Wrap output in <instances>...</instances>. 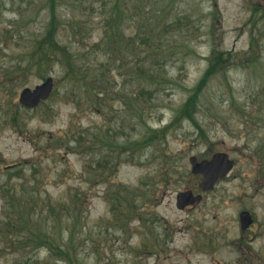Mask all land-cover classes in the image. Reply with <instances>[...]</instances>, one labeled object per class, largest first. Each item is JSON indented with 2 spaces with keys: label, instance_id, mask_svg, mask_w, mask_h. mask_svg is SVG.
<instances>
[{
  "label": "rangeland",
  "instance_id": "374dc122",
  "mask_svg": "<svg viewBox=\"0 0 264 264\" xmlns=\"http://www.w3.org/2000/svg\"><path fill=\"white\" fill-rule=\"evenodd\" d=\"M51 7L70 71L58 62L8 82L4 67L21 50L0 43V220L2 195L15 192L31 209L34 229L54 234L57 244L72 232L68 249L79 264H264V2L0 0V36L8 29L31 46L47 32ZM115 30L117 47L107 35ZM213 50L230 52L234 65L201 96L199 127L182 121L164 131ZM139 66L153 78L139 75ZM48 77L50 98L22 107V89ZM84 81L103 89L87 90ZM15 112L16 126L9 123ZM147 137L151 144L132 157V146ZM117 145L127 146L118 159ZM219 152L235 161L230 175L199 204L178 210L177 196L199 193L202 180L189 157ZM105 159L107 173L98 169ZM119 189L136 200L135 211L126 203L127 217L116 227L110 197ZM242 211L253 218L244 232ZM9 253L0 250V264L12 262ZM23 253L22 261L49 254L42 247Z\"/></svg>",
  "mask_w": 264,
  "mask_h": 264
},
{
  "label": "trees",
  "instance_id": "16d2710c",
  "mask_svg": "<svg viewBox=\"0 0 264 264\" xmlns=\"http://www.w3.org/2000/svg\"><path fill=\"white\" fill-rule=\"evenodd\" d=\"M258 10L259 4H255L253 12L256 13ZM55 22L56 14L53 7H51V21L47 32L44 35L36 38L35 41L31 43V46L28 43V45H20V39L17 37L15 40L12 31L8 29L4 31L5 33L2 34V37L0 36V43L3 44L7 49L11 48L13 43H16L19 50L21 51H19L20 54L13 63H10L8 66L4 67L6 69L2 74V78H5V80L8 82L19 83L24 81L27 76L31 75L32 72H35L36 75H41L43 71L48 70L58 62L65 65L67 64L68 70H71L70 66L72 67V61L69 54L63 47H60L56 41ZM107 35L109 36L112 43L117 47L116 44L118 42L119 35L117 30L113 32V36L111 34ZM142 41L143 44L150 46L147 39H143ZM233 65L234 56L230 52L213 50L211 57L209 58V64L203 75L190 91V94L184 103L174 112L173 118L167 124L164 131L176 127L182 121L190 122L198 128L199 125L196 122V116L199 111V102L201 96L203 95L210 81L217 74H225ZM137 71L139 75H147L149 78H153V75L148 74L141 66L137 67ZM151 81H153V79ZM86 82L87 81H84L87 90L96 88H99L100 90L103 89V87L100 85H95V83H97L96 81L94 82L93 86H89L90 88L87 87L88 84ZM143 91L147 92L150 97L153 94V91L148 89ZM136 96L137 99L140 100V94H137ZM240 114L243 116L245 112L240 110ZM17 120L18 113L15 112L9 119V123H12L14 126H16ZM154 137L143 138L142 140L135 143L132 146V157L135 153V148L142 150L146 146H149ZM117 147H119L116 151V158L118 159L120 155L125 152L127 146L117 145ZM68 148L72 149L70 146H68ZM98 169L105 171V173L109 172L112 169L111 162H109L107 159H105L103 163L99 162ZM18 173L21 174L22 169H19ZM120 191V189L116 190L110 197V211L112 214L114 213L113 215L115 216L111 226L115 225L116 227H119V225L116 224H122L124 218L127 217L125 211L127 202L131 203L128 205L129 207L132 206L133 211H135L134 201L136 200V196L133 200L131 197L127 198V196L122 195ZM17 196L18 195L15 192L2 195V198L5 202L3 205V217L0 220V239L3 243L0 250L3 252H8V254H10V251L11 253H14L15 257H13L14 259L10 264H57L58 262L63 264H74L77 262L79 264L77 254L71 256L68 249L69 246H73V241H71L73 235L70 234L72 232L67 229L68 237L66 238V241H63L61 244H57L56 236L54 234L52 235L48 232H43L40 228L34 229L31 224L33 222L32 216L30 215L32 212L31 209L25 202L23 205L24 198L21 200V198ZM130 198L132 201H130ZM37 247H42L49 252L48 257L45 258V260L40 261L37 257L29 255L27 256L26 260L22 261L23 257L26 256L23 253V250ZM144 247L145 249H148L146 245Z\"/></svg>",
  "mask_w": 264,
  "mask_h": 264
},
{
  "label": "water",
  "instance_id": "95a60500",
  "mask_svg": "<svg viewBox=\"0 0 264 264\" xmlns=\"http://www.w3.org/2000/svg\"><path fill=\"white\" fill-rule=\"evenodd\" d=\"M264 2V0H261ZM53 79L47 78L43 83L34 88H24L19 95V103L25 108H35L42 101L47 100L53 90ZM191 172L194 175H201L203 180L199 184L201 193L212 191L216 183L228 176L234 167V161L226 153H216L210 160L198 161L196 157H190ZM202 194L194 195L191 190L182 192L176 201V207L179 210L187 206H193L200 203ZM240 227L245 231L253 223V219L248 212L240 214Z\"/></svg>",
  "mask_w": 264,
  "mask_h": 264
}]
</instances>
